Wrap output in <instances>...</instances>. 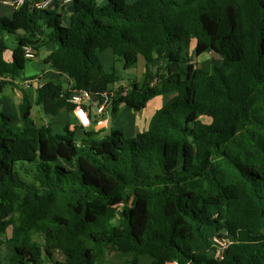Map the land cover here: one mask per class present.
Returning <instances> with one entry per match:
<instances>
[{"label": "trees", "instance_id": "obj_1", "mask_svg": "<svg viewBox=\"0 0 264 264\" xmlns=\"http://www.w3.org/2000/svg\"><path fill=\"white\" fill-rule=\"evenodd\" d=\"M42 1L0 16V75L20 76L26 46L53 44L49 66L72 85L45 82L34 102L22 90L18 113H0V248L12 243L9 264H104L110 252L121 264H264V0L37 8ZM107 49L123 69L141 57L140 78L114 87L118 72L99 56ZM202 53L219 64L197 66ZM74 90L111 92L112 119L122 104L139 111L171 96L134 136L111 127L77 141L68 126L35 125L34 104L55 117L72 110ZM214 238L226 241L221 253Z\"/></svg>", "mask_w": 264, "mask_h": 264}, {"label": "crops", "instance_id": "obj_2", "mask_svg": "<svg viewBox=\"0 0 264 264\" xmlns=\"http://www.w3.org/2000/svg\"><path fill=\"white\" fill-rule=\"evenodd\" d=\"M28 1V0H25ZM34 1V0H31ZM99 4H105L107 0H97ZM133 1V0H132ZM52 7V4H50ZM17 8L14 2H4L3 0H0V16H6L11 17L13 14V11ZM60 11V10H59ZM67 17V15H66ZM14 40L13 36L8 35L6 37L7 45L9 53H4V57L7 61H10L11 59V49L14 48V45H12ZM55 46L53 44H47L45 47L41 48L37 52V56L35 60H30L29 65V72L28 73H22L20 76L15 77L12 80V83H4L0 86V113L5 114H17L19 111V107L22 101V90H25L29 98L32 102H34L36 98V88L42 85L45 82L48 81H58L64 88L70 87L72 85V81L65 75H60L57 71L53 70L49 66L48 62V55L50 52L53 51ZM109 50V49H108ZM7 51V50H6ZM5 51V52H6ZM44 51L45 55L42 59H40V52ZM138 63V61H137ZM33 64V65H31ZM140 71L143 73L144 69L141 67ZM141 73V74H142ZM139 78L133 77L131 79H128L129 81L119 83V86H127L129 82L132 80H138ZM64 80L66 85L62 84V81ZM114 87H117L116 84ZM166 96V95H165ZM163 96H156L148 101L145 108L135 111L130 107H127L125 105H120L119 112L117 116L112 119L110 116L107 117V127L104 129L97 130L94 126L90 127L87 130H83L80 128L75 120V117L73 115L72 110L61 112L59 115L55 117H50L46 114H44L41 110V107L38 105H33L31 109V119L35 123V125H48L52 128L54 132L57 133H63V127L68 126L70 130H79L84 133V131L93 132L95 136H99L98 138L103 137L107 132L110 131L111 127H117L120 130H123L124 133L127 136H134L138 132H142L146 130L148 121L152 114L157 109L156 107H160L166 99L162 98ZM156 99L153 109L148 110L147 114L137 115L136 113H141L142 110H146V108L149 107L151 102ZM97 103V98H93V103L90 105V114L92 118H97V115L95 113V107ZM111 121V122H110ZM15 128L18 130H21L24 128L25 123L22 121H15L14 123ZM107 131L106 133L104 131ZM85 135V134H84ZM2 239H7L10 237V229L7 230L6 234H3ZM13 245L10 242H5L1 248L0 253L4 254L3 261L0 262V264H9V258L13 254Z\"/></svg>", "mask_w": 264, "mask_h": 264}, {"label": "built area", "instance_id": "obj_3", "mask_svg": "<svg viewBox=\"0 0 264 264\" xmlns=\"http://www.w3.org/2000/svg\"><path fill=\"white\" fill-rule=\"evenodd\" d=\"M4 2H14L18 7L24 0H3ZM72 0H62L59 5L63 8ZM52 2L49 0L36 3L37 8H46L50 6ZM61 10V9H59ZM24 56L28 60H35L37 53L31 46H26L24 50ZM13 78L8 75H0V84L2 82H12ZM111 92L105 91L99 96H93L88 91L85 90H74L68 101L73 105L72 112L75 117L77 125L83 130H87L94 126L97 130L105 129L107 127V117L110 116V102H111ZM97 98V103L95 107V113L97 118H91L87 109L84 107L85 104L93 101V98ZM99 100V101H98ZM214 244L217 246V251L222 252L226 246V241L224 239L214 238ZM166 264H179L176 260H171L166 262Z\"/></svg>", "mask_w": 264, "mask_h": 264}, {"label": "rangeland", "instance_id": "obj_4", "mask_svg": "<svg viewBox=\"0 0 264 264\" xmlns=\"http://www.w3.org/2000/svg\"><path fill=\"white\" fill-rule=\"evenodd\" d=\"M132 0H127V2H130ZM62 21L64 24H66V20L64 17H62ZM12 45L15 46V41L13 40V43ZM194 48V44L193 42L191 43V46L189 47V51L191 53L192 49ZM9 53V50H7L5 52L6 56L7 54ZM45 55L44 51H41L40 52V59L43 58V56ZM99 56L103 62V66H104V69L106 71H109L112 67H115L117 72H118V75L120 77V80L117 81L115 84L116 86H119L118 84L119 83H123V82H128L129 80L128 79H131L133 77H136V78H140L141 76V67L144 69V60L140 57L138 59V63L135 67L133 68H129V69H123L122 67V60L118 57H116L115 55H113V53L110 51V50H105L101 53H99ZM218 60V56L214 53H202L200 54L198 57H195L194 58V61L196 63L197 66L199 67H203V68H207L209 66L210 63L214 62V64H219V62H215ZM30 62L31 61H28L26 63V68L25 70L23 71V73H28L29 72V65H30ZM33 65V64H31ZM62 81V84L63 85H66L64 80H61ZM171 95H163L162 98L168 100L170 98ZM156 99H154L149 105L148 108H146V110H142L141 113H136L137 115H142L143 114H147L148 110H151V108L153 109V107L151 106H154V103H155ZM158 108V107H156ZM111 122V121H110ZM105 133L107 132L106 130L104 131ZM109 132H107L108 134ZM74 137L77 141H80L83 137H85L84 133L82 131H79V130H76L74 132ZM99 136H95L94 135V138H98ZM9 230V229H8ZM3 257H4V254L3 253H0V262L3 261ZM148 257H141L140 258V264H144L146 262H148ZM104 264H121L118 256L114 253V252H110L108 255H107V258H106V262Z\"/></svg>", "mask_w": 264, "mask_h": 264}, {"label": "water", "instance_id": "obj_5", "mask_svg": "<svg viewBox=\"0 0 264 264\" xmlns=\"http://www.w3.org/2000/svg\"><path fill=\"white\" fill-rule=\"evenodd\" d=\"M97 97V96H96Z\"/></svg>", "mask_w": 264, "mask_h": 264}]
</instances>
